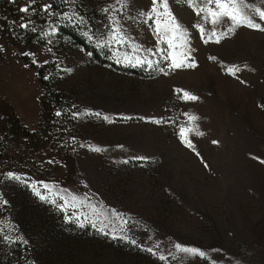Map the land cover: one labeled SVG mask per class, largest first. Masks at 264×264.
<instances>
[{
	"label": "rangeland",
	"instance_id": "rangeland-1",
	"mask_svg": "<svg viewBox=\"0 0 264 264\" xmlns=\"http://www.w3.org/2000/svg\"><path fill=\"white\" fill-rule=\"evenodd\" d=\"M84 1L97 6L98 11L118 6L117 0ZM122 2L129 40L155 48L149 25L128 20L129 15L149 11L152 0ZM197 2L203 6L204 0ZM247 3L264 11V0ZM168 4L189 31L195 68L175 69L165 75L115 63L107 49L99 50L104 63H98L89 52L66 42L17 46L6 37L0 39V99L12 106L26 128H36L43 86L37 71L23 61L24 53L38 61L36 64L53 61L55 69L46 76H55L54 88L71 96V121L64 129L63 141L36 158H28L14 140L0 135V236L11 238L0 242L19 240L12 242L14 247L27 252L32 264L126 263L105 247L93 257L94 245L86 240L78 239L73 250L54 247L47 217L66 220L72 209L61 211L41 201L30 186L9 180L8 172L22 176L27 184L38 182L36 186L49 200L54 193L45 192L39 182L96 205L102 216L111 218L109 230L101 232L111 237L113 233L137 235L138 225L151 223L160 232L157 240L190 242L194 230L202 226L198 216L221 219L224 208L237 214L254 213L262 218L252 224L248 238L264 255V31L241 26L220 43L205 44L192 28L199 18L185 0H168ZM253 20L264 27L258 16ZM228 24L225 20L223 26ZM107 26L108 22L99 19L96 35ZM57 66L72 71H59ZM229 66L241 71L228 75L225 69ZM134 68L138 72H131ZM177 89L199 99L181 101ZM75 112L90 115L77 119L72 115ZM185 113L199 119L186 125ZM2 123L0 118V134L5 129ZM180 125H198L203 133L187 134L195 151L181 143ZM94 147L101 151H92ZM248 185H252L251 193ZM83 210L93 212L91 208ZM112 212L123 221L112 218ZM87 227L95 229L90 223L79 229Z\"/></svg>",
	"mask_w": 264,
	"mask_h": 264
},
{
	"label": "trees",
	"instance_id": "trees-1",
	"mask_svg": "<svg viewBox=\"0 0 264 264\" xmlns=\"http://www.w3.org/2000/svg\"><path fill=\"white\" fill-rule=\"evenodd\" d=\"M29 2L30 0H0V39L6 37L17 46L44 44L46 40L40 35V32L47 31L50 24L57 23L61 26L58 35L50 37L52 41L77 45L89 52L96 62L104 63L99 50L83 36L81 26H72L63 19L49 16L41 11V8L43 5L50 4V11L52 12L75 11L87 21L86 25L83 26L84 30L90 28L95 34L99 19L104 23L108 22L105 18L104 9L98 11L97 6H90L84 0H70L69 3H65V0H35L32 4L34 11L30 9L28 13L21 12L20 9ZM29 19L32 21L31 27H35L37 32H33L31 27L25 30L18 26ZM22 59L28 66L37 71L38 79L43 86L40 118L36 128L29 130L15 115L12 106L0 99V118L5 127L0 135L2 139L14 140L19 147L26 151L28 158L34 159L49 150L55 143L63 141L66 135L64 129L71 121V96L54 88L55 76L51 73L48 79H44L49 70L52 72L55 69L53 61L36 64L27 55H23ZM107 63L115 66L112 62ZM130 70L133 73L138 72L135 68ZM57 112H61L62 115L57 116ZM8 134L12 138L8 137ZM251 188L252 185H248L247 189L250 193ZM249 196L250 199H253L252 195ZM257 202L259 203V201ZM224 209L221 219L207 215L198 216L197 219L202 223V226L200 229L194 230L190 242L165 243L162 240H157L156 235L160 232L151 223L138 225L137 235L127 237V240L113 239L111 236L104 235L89 227L79 229L74 222H68L64 219L52 221V219L55 220L52 217H47L49 222L47 228L51 233L50 243L54 247L73 250L74 245L80 243L78 239L86 240L94 245L91 251L93 257L98 256V249L105 247L109 249V252H112V255L126 264H162L158 258L159 254L163 253L167 256L169 250L175 252L174 245L176 243L203 251L205 256L189 257L187 254L177 253V259L173 260L169 257L167 264H264V255L254 249L248 238L252 224H256L262 217L257 218V214L254 213L237 214ZM253 218L255 220L252 221ZM131 239H135L138 244L132 245L129 242ZM157 244L160 247L155 248L157 252L155 256L144 250ZM14 246L12 242H5L4 244L0 242V257L2 258L0 264H32V257Z\"/></svg>",
	"mask_w": 264,
	"mask_h": 264
},
{
	"label": "snow or ice",
	"instance_id": "snow-or-ice-1",
	"mask_svg": "<svg viewBox=\"0 0 264 264\" xmlns=\"http://www.w3.org/2000/svg\"><path fill=\"white\" fill-rule=\"evenodd\" d=\"M35 0H30L29 4L25 5L20 9L21 12L28 13L32 9V4ZM70 0H65V3H69ZM188 7H190L195 16L199 18L200 22H197L192 25V28L195 29L200 36V40L205 43H220V41L230 34H232L236 28L241 26H246L254 30L264 31V27L260 23H256L253 20L254 16H258L260 21H264V11L259 7H253V5L247 3V0H204L203 6L198 4L197 0H185ZM118 6H109L103 11L107 15L108 26L105 32L97 36L89 28L84 30V27L87 23L85 18L79 13L64 12L57 13L50 11L51 5H43L41 11H44L49 16L56 17L57 19H63L72 26H81V31L83 36L87 41L92 42L94 47L98 50L107 49L110 52V59H114L115 63L122 64L125 67H139L145 71L151 72H161L165 75L169 71L180 69V68H195L197 67V62L192 56L193 49L191 47V38L189 31L182 27L178 20L175 18L173 13L169 9L168 0H152V7L147 12H139L137 15L128 16V20L132 24H146L149 25L152 32L155 35L156 46L155 48H146L135 41H130L128 38V33L125 31L126 23L122 19L125 13V6L123 5L122 0H117ZM34 11V9H32ZM225 20L229 22L227 27H224ZM32 25V21L29 19L25 23L18 25L21 29H29ZM205 25H210V29L206 28ZM60 24L53 23L48 26L47 31H41L40 35L45 38L46 43L51 44L53 41L50 37L57 36L59 33ZM33 32H37L35 27H31ZM52 49L49 48V51ZM123 53V55H121ZM28 55V53H24ZM210 60L215 61L216 57L210 56ZM33 63H38V61H33ZM44 63H47L45 61ZM27 66V65H26ZM59 71L71 72L72 69L65 68L60 69ZM226 73L231 76H235L241 69L237 66H229L225 69ZM48 76H45L44 79H48ZM243 82V81H242ZM177 98L184 102H194L199 98L196 95L190 94L187 91L180 89L176 90ZM57 116L62 115L61 112L56 113ZM73 118H81L83 116L90 115V113H72ZM96 116H99V113H95ZM187 122H195L199 117L195 115L184 114ZM105 120H109V117H103ZM112 122V121H109ZM160 123L165 121L161 120ZM188 133H194L195 135H202L198 130V125L195 127L180 125L178 136L181 142L188 147L189 149H194L192 141L188 138ZM74 139V138H73ZM216 143V141H213ZM84 147V145H81ZM94 152H100L99 147L91 148ZM198 155V153H197ZM142 159V158H136ZM127 162V161H126ZM7 178L9 180H14L22 184L30 186L34 194L39 197L41 201H45L51 204L56 205L61 211H65L68 208L72 209V214L65 215V219L68 222L75 220L78 223L79 227H84L86 223H90L93 228L102 233L109 230V224L111 223V218L107 215H103L96 210V205H92L87 202L85 199H79L75 194L64 195L60 192L54 191V186L49 183L39 182L42 189L47 193H54V197L49 200L48 196L43 194L36 185L38 182H31L27 184V181L20 175H16L12 172H8ZM62 201L63 203H58ZM6 204V201L4 202ZM91 208L92 213L85 212L83 209ZM112 218L115 220L123 221L118 213L112 212ZM124 223H127L124 221ZM113 239H126L127 237L121 233L119 236L112 234ZM0 239L4 241H10V237L7 235L0 236ZM13 243H19V240L12 241ZM132 245H137L138 242L135 239L129 241ZM159 244L154 247H148L144 249L145 251L151 253L152 255H157L155 248H159ZM175 252L169 250L167 256L163 253L159 254V260L162 264H167V260L171 257L173 260H176L177 253L187 254L189 257L199 256L204 257L205 253L194 247L182 246L179 243L174 245Z\"/></svg>",
	"mask_w": 264,
	"mask_h": 264
}]
</instances>
